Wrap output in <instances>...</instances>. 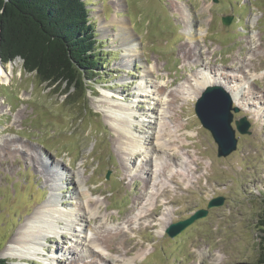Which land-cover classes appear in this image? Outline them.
Wrapping results in <instances>:
<instances>
[{
	"label": "rangeland",
	"instance_id": "374dc122",
	"mask_svg": "<svg viewBox=\"0 0 264 264\" xmlns=\"http://www.w3.org/2000/svg\"><path fill=\"white\" fill-rule=\"evenodd\" d=\"M83 1L103 64L75 104L68 103L63 86L39 84L34 73L24 71L21 59L0 63L5 72L8 64L13 65L9 81H0V259L8 264H259L264 235L260 231L264 122L236 107L237 112L231 111L232 127L235 130L234 121L246 118L249 134L235 131L236 150L219 158L216 144L195 114L197 100H185L182 94L189 84L207 76L216 82L212 88L230 85L241 92L249 90L251 109L264 108V0ZM223 18H231L230 24L224 25ZM121 20L131 27L137 51L133 60H126ZM190 36L198 39L190 41ZM186 47L195 52L196 66L184 59ZM144 72L150 77L143 83ZM164 83L167 91L157 95L155 90ZM144 85L151 95L138 98ZM104 96L108 105H137L136 126L152 120L147 118L150 112L163 116L161 102L165 114L166 107L170 109L164 122L183 126L177 132L179 139L191 132L169 164L171 188L164 183L165 193L161 190L153 217L135 218L153 209V190L145 189L147 176H136L135 166L142 165L143 156L126 155L124 141L101 103ZM154 126L145 125L134 134L144 135L149 144L154 142L147 139L153 137ZM168 144L170 150L179 147L171 140ZM173 162L184 164L180 168ZM145 169L151 176L153 169ZM79 185L90 211L76 196ZM52 197L63 208L75 210L74 223L83 231L44 238L45 252L39 259L2 257L24 221ZM220 198L221 205L207 207ZM199 210H207V215L176 236L167 235L171 225ZM92 211L98 213L91 216ZM116 233L114 246L133 248L128 255L108 252V240L103 238ZM92 244L99 245L103 255ZM86 246L91 248L87 251ZM57 251L62 252L52 262Z\"/></svg>",
	"mask_w": 264,
	"mask_h": 264
},
{
	"label": "bare ground",
	"instance_id": "6f19581e",
	"mask_svg": "<svg viewBox=\"0 0 264 264\" xmlns=\"http://www.w3.org/2000/svg\"><path fill=\"white\" fill-rule=\"evenodd\" d=\"M118 25H119V32L122 33L123 31L124 33L123 37L125 43L123 44H127L126 51L128 52V57L126 58V60L127 61L133 60L137 55V51L135 50V45L132 44L133 35L131 34L132 32L130 33L131 27L127 21H123V20L119 21ZM193 39H198V36L195 37L190 36L188 40L191 41ZM194 53L195 52L193 51V49H191L190 47H186L184 49V59L187 60L191 65L196 66L198 62L196 63L194 59L195 58ZM7 70L8 72L7 71L5 72L0 67V81L2 80L9 81V76L12 75L13 65L8 64ZM149 73L144 72L142 76L143 83L147 80L146 78L150 77ZM203 77L204 78H200L201 81L197 79L198 81L196 82L194 81L193 85L189 84L190 87L188 89H185V93L182 94V98H184L185 100L187 99L195 100L196 97L199 96V94L202 93L203 90H205V88L211 87L212 84H216V82L208 81L206 78L207 76L206 77L203 76ZM222 86L225 87L226 91L231 96L233 104L236 107L242 108L243 111H245L246 113L253 114V117L256 116V120L258 119L259 122L261 121L264 122V108H262L260 105H255L256 106L255 108H257L258 111H255V109L253 110L251 109V107L253 106L252 92H250L249 90H247L246 92H241L238 86H230V85L229 86L222 85ZM147 88L148 87L144 85L142 89H140L139 91L140 94H138L137 97L142 98V97H146L147 95L150 96L151 92ZM167 88H168V83H164L160 87H157V90L155 91L157 92V95H164V93L167 91ZM103 99L104 100L101 101V103L102 105L105 104L104 108L107 109V113L109 114L108 117L111 119V122L113 121V124H111V126L118 135V138L124 141V143L122 144L125 145V149L128 151L126 155L127 156L134 155L136 159L140 158V155L143 156V160L141 161L142 165L135 166L136 169L134 170L137 171L136 176L140 174H144V176H147L148 184L145 189L153 190V192L150 195L154 202L153 209H150L148 212L138 213L137 215H135V218L138 220L142 218L145 219L148 217H153L155 216L154 209H156V206H158L156 204V200L160 197L161 190L164 189L163 188L164 183L167 184L169 189L171 188L170 184L168 183L171 181L172 178V169L169 167V164H171L173 160L172 158L179 156L178 150L180 148L182 149L184 148L185 144L183 141L186 139L185 136H189V137L192 136L191 132L185 131L183 133L184 138L179 139L177 132H179V128L183 130V126L180 125L179 123H173L172 127H170V125L167 122H164L163 117L168 119L167 115H169L168 110L170 111V109L166 107V114H165L163 112L165 111L163 110L165 104L161 102H159L160 103L159 109L161 110L160 113L164 114L163 116L158 115V113L150 112L147 118L152 119L153 122L152 120L140 121L137 122L138 124L136 126L135 123L133 122L135 120L134 113L136 114V110L135 109L133 110V107H136L137 105L124 106L120 104H114L111 102H110L111 105L110 104L108 105L105 96ZM134 103L136 104V101ZM145 125H148V127L150 125H155L153 128L154 130L153 137L151 138L147 137V139L153 138L154 142L153 141L151 142L150 140L149 144H146L145 142L146 139L144 135L136 136L134 134V132H136L137 129L144 128ZM175 139L178 141H175ZM169 140L172 141L173 145H175V142H178L179 147L175 148L174 150H170V145L168 144ZM149 154H151L152 156H150ZM126 160H128V158ZM183 164L184 162L183 163L180 162L179 165L173 162L174 166H179L180 168H182ZM148 166L151 167V170L153 169L151 176L146 175L147 171L145 167ZM129 169L132 170V168H128V171H130ZM157 176H162V179H158ZM128 177H130V175H128ZM164 193L165 191L163 190L162 194ZM76 196L81 201V204L82 203H84V205L88 204V202H85L87 200V194L83 191V187L81 185H79V187L77 188ZM143 198L144 197L142 196L141 199L143 200ZM85 207H87L88 210L90 211L88 205H85ZM74 211H75L74 209L63 208L59 204V201L55 197H52L45 204H43L42 207L35 210L31 218H28L27 220L24 221L23 225L20 227L19 231L17 232V235L13 238V241L9 243L6 250L3 252L2 257H10L16 259H26L30 257V258L39 259V257L37 256L45 252L44 246L42 245L41 242V240H43L44 238L49 237L51 235L52 236L54 235L55 237L58 238L62 233L67 231H70L74 234L78 232H82L83 230L77 227L74 223V216L72 215ZM96 213L98 212L97 211L90 212L91 216L92 215L94 216ZM58 223H61L63 228H61V226H59ZM162 225H165V223L163 222ZM74 226H76L79 229L76 231L74 229ZM113 235L111 234L110 236H106L103 238V240H108L109 243L108 252L113 251L112 253L128 255L133 250V248H128V249L124 248V250H121V248H119L118 246L117 247L114 246V240L115 239L117 240L119 236L117 235V233L115 236ZM129 243L127 244V247L129 246L131 247ZM92 246L96 250L100 251V253L103 255V251L99 245L92 244ZM86 247L85 250L87 249V251L88 248L89 249L91 248L88 246ZM61 252L62 251H57L55 254L53 255L51 254L52 262H56L55 260L57 258V255L58 253ZM140 256L141 254L137 255L135 258H138ZM132 260H130V262ZM106 261L108 260L106 259Z\"/></svg>",
	"mask_w": 264,
	"mask_h": 264
},
{
	"label": "trees",
	"instance_id": "16d2710c",
	"mask_svg": "<svg viewBox=\"0 0 264 264\" xmlns=\"http://www.w3.org/2000/svg\"><path fill=\"white\" fill-rule=\"evenodd\" d=\"M89 14L83 0H0L1 63L21 59L39 84L63 86L75 104L103 64ZM260 222L264 234V213ZM260 243L264 264V235Z\"/></svg>",
	"mask_w": 264,
	"mask_h": 264
},
{
	"label": "water",
	"instance_id": "95a60500",
	"mask_svg": "<svg viewBox=\"0 0 264 264\" xmlns=\"http://www.w3.org/2000/svg\"><path fill=\"white\" fill-rule=\"evenodd\" d=\"M230 22L231 18L222 19L224 25H229ZM194 109L201 126L210 133L214 143L217 145V156L219 158L227 157L236 150L237 140L235 138V131L241 135L249 134L248 128L250 124L246 118L234 121L235 130L233 129V115L231 111L237 112L238 109L233 107L231 97L220 87H207L197 98ZM222 202V198L213 199L208 203L207 207L219 206ZM206 215L207 210H199L188 219L171 225L166 233L172 238L195 220L204 218Z\"/></svg>",
	"mask_w": 264,
	"mask_h": 264
}]
</instances>
